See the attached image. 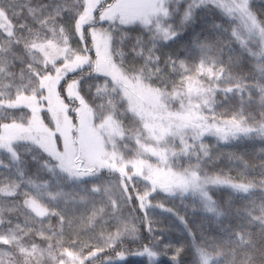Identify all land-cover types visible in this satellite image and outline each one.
<instances>
[{
	"label": "rangeland",
	"instance_id": "1",
	"mask_svg": "<svg viewBox=\"0 0 264 264\" xmlns=\"http://www.w3.org/2000/svg\"><path fill=\"white\" fill-rule=\"evenodd\" d=\"M240 6L264 29V0ZM0 11L18 29L17 43L0 29V186L78 222L81 233L58 251L64 264L138 236L119 174L152 205L195 218L198 199L170 185L197 171L227 177L209 150L192 146L195 133L209 123L244 128L247 143L264 150V34L223 1L0 0ZM129 12L139 15L123 22ZM160 30L184 42L175 58L159 52ZM203 196L209 212L220 214L230 196L236 205L227 234L214 240L226 248L216 264L258 250L264 202L212 185ZM27 227L50 235L47 224Z\"/></svg>",
	"mask_w": 264,
	"mask_h": 264
},
{
	"label": "trees",
	"instance_id": "2",
	"mask_svg": "<svg viewBox=\"0 0 264 264\" xmlns=\"http://www.w3.org/2000/svg\"><path fill=\"white\" fill-rule=\"evenodd\" d=\"M219 1L240 12L248 28L264 34V29L244 13L243 7L240 6L241 0ZM138 15L137 12H129L123 22L127 23ZM94 16L96 23H99V13H94ZM90 27L91 25H82L83 37L92 36ZM0 29L5 36L17 43L15 36L18 29L10 25L8 18L4 17L1 11ZM160 33L162 40L158 42L159 52L175 58L184 42L171 32L160 30ZM89 39L90 47L94 48L93 44H97L101 49L106 48L105 39H98L93 43L92 39ZM209 126L211 129L195 133L199 138L192 146L209 150L213 165L227 175L225 181L212 176L205 177L197 171L176 180L168 190L198 199L196 203L199 205V216L186 217L164 205H152L148 198L149 192H143L131 185L127 175L122 176L115 170L116 174L121 175L123 186L126 188L125 194L139 218L138 236L135 239L118 237L114 245L86 257L80 263L71 264H136V261L146 264H216L217 261H214L222 258L226 248L216 246L214 240H223L222 237L227 234L229 223L236 214V205L230 196L223 202L222 212L217 214L213 210L209 212L200 197L204 198L203 190L212 185L233 194L248 196L251 201L263 203L264 150L247 143L250 130L217 123H209ZM102 172L110 173L105 170ZM158 190L164 193L161 188ZM150 208L156 209L155 216L147 214ZM27 221L36 225L47 224L50 227V235H39V229L35 232L32 229L33 232L30 233ZM2 231H6L5 235L0 233V249L5 250L0 257L2 264H64L62 259L58 258V251L63 250L62 244H65L72 234L81 233L77 221L42 207L29 196L22 194L14 184L0 186V232ZM258 234L261 237L258 250L244 254L243 260L237 264H264V230Z\"/></svg>",
	"mask_w": 264,
	"mask_h": 264
}]
</instances>
